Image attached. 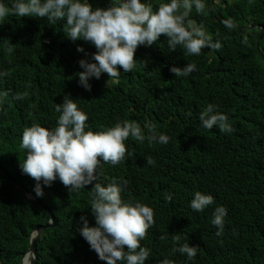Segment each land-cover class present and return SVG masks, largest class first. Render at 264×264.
Here are the masks:
<instances>
[{"label": "trees", "instance_id": "1", "mask_svg": "<svg viewBox=\"0 0 264 264\" xmlns=\"http://www.w3.org/2000/svg\"><path fill=\"white\" fill-rule=\"evenodd\" d=\"M14 2L0 0L9 8ZM82 2L93 8L115 4ZM141 2L156 11L170 0ZM202 2L204 11L193 6L185 27L191 20L213 43H221L219 50L206 47L199 55H185L178 45L170 51L161 34L151 46L138 45L131 72L118 66L119 77L90 78L91 91L81 86L78 72L83 71L79 61H91L97 51L92 43L67 37L65 20L6 16L0 21V164L36 196V181L21 168L28 153L21 147L22 134L34 124L57 127L56 104L69 95L88 116L86 131H106L127 121L144 133L143 142L131 136L125 141L120 163L101 160L96 182L108 186L115 180L123 185L122 202L152 208L155 224L140 242L149 251L145 264H264V0ZM228 19L231 29L222 22ZM188 63L195 70L187 76L170 71ZM209 104L228 117L233 131L202 126L199 116ZM149 126L168 136V143L150 141ZM94 183L70 193L58 177L43 186L44 195L36 197L57 223L37 239V264H106L78 230L81 216L96 225L90 208ZM197 191L214 198L199 212L190 206ZM220 206L227 215L218 236L212 219ZM48 218L0 170V264H19L32 229ZM173 235L180 236L176 247L199 245L194 259L173 251Z\"/></svg>", "mask_w": 264, "mask_h": 264}, {"label": "clouds", "instance_id": "2", "mask_svg": "<svg viewBox=\"0 0 264 264\" xmlns=\"http://www.w3.org/2000/svg\"><path fill=\"white\" fill-rule=\"evenodd\" d=\"M114 2L115 4L107 8H93L90 2L82 0H16L10 8L0 3V21L8 15L42 17L49 21L65 20L63 30L67 37L72 41L83 39L97 49L91 55V61H79L83 69L78 72L79 83L87 91H91L90 78L99 79L102 73H107L109 78L119 77L118 66L126 73L131 72L135 67V50L138 45L151 46L158 41L161 34L166 35L170 51L177 49L179 45L185 50V55H199L201 49L206 47L215 50L221 48L219 41L213 43L212 38L191 20L187 21L185 27V20L193 6L198 13L204 11L205 4L202 0H170V3H161L156 11L141 0ZM222 22L229 29L234 27L230 19ZM244 42L247 43V37ZM77 51L85 50L78 46ZM194 70L195 65L190 63L184 67L170 68L175 77L187 76ZM24 95L26 93L18 95L17 98L23 99ZM69 97L65 96L62 103L56 104L55 111L60 113L57 127L49 130L34 124L23 131L21 147L27 149L28 153L21 163L22 171L36 181L34 192L37 197H42L43 186H50L57 177L68 188L69 193L79 191L95 181L90 208L96 225L89 226L86 217L81 216L80 221L83 223L78 229L80 234L106 264H145L149 251L141 247L140 242L145 238L148 229L155 224L152 208L140 203L133 205L122 202L123 185H118L115 180L108 186L96 182L97 166L101 160L113 165L120 163L127 152L125 141L131 136L143 142L144 133L138 124L127 121L123 125L117 123L106 131H86L85 122L88 116L78 110L77 104ZM199 119L206 129L211 130L217 126L221 132L233 131L228 117L216 111L212 104L201 112ZM148 131L150 141L168 143L169 137L164 134L157 135L154 126H149ZM146 163L152 165L154 160L146 157ZM126 183L125 181L124 184ZM33 196L37 198L34 194ZM165 199L170 202L172 195L167 194ZM213 202L212 195L197 191L190 206L199 212ZM226 215L227 210L222 206L217 207L213 213L212 224L217 226L218 236L223 233ZM160 239L164 240L165 237L162 235ZM172 240L173 251L186 254L189 260L196 257L199 245L190 246L189 243H184L176 247L180 241L179 235H173ZM26 257L29 264H33L31 256ZM23 261L22 259V264ZM162 264L170 262L164 260Z\"/></svg>", "mask_w": 264, "mask_h": 264}, {"label": "water", "instance_id": "3", "mask_svg": "<svg viewBox=\"0 0 264 264\" xmlns=\"http://www.w3.org/2000/svg\"><path fill=\"white\" fill-rule=\"evenodd\" d=\"M0 170L5 172V175L7 177L8 180H10L14 186L18 189V191L20 192L21 197L26 200L29 201L31 203H34L38 206H40L49 216V220L44 224V225H37L33 228V231L30 235V239H29V246L28 249L26 251L25 254L22 255L21 260H20V264H22V259L24 260L23 257H26L27 255H30L32 260H33V264L35 263V258H36V253H35V245H36V240L39 236V234L41 233L43 228H47V227H51L54 226L56 224V220L54 219L51 211L49 210L48 207L44 206L41 201H39L37 198H35L33 196V194H31L27 189H25L15 178H13L8 171H6L4 169L3 166L0 165Z\"/></svg>", "mask_w": 264, "mask_h": 264}, {"label": "bare ground", "instance_id": "4", "mask_svg": "<svg viewBox=\"0 0 264 264\" xmlns=\"http://www.w3.org/2000/svg\"><path fill=\"white\" fill-rule=\"evenodd\" d=\"M23 264H29L28 257H25V259H24V261H23Z\"/></svg>", "mask_w": 264, "mask_h": 264}]
</instances>
